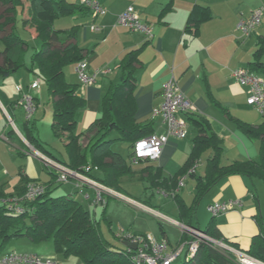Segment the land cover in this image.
<instances>
[{
  "label": "crops",
  "instance_id": "crops-1",
  "mask_svg": "<svg viewBox=\"0 0 264 264\" xmlns=\"http://www.w3.org/2000/svg\"><path fill=\"white\" fill-rule=\"evenodd\" d=\"M66 1L80 4V0ZM100 1L106 8L103 14L95 15L93 11L85 6L75 13L60 15L54 20V28L61 31L60 36L63 40L66 38L67 33L72 31L75 34V38L71 40L78 43L84 50V60L87 62V69L89 72L109 69L106 73H99L97 75V81L94 84L86 85L80 81L76 71V64L79 61L65 67L67 79H72L69 81L78 85L79 95L85 98V106L79 113L78 130L81 132L86 131L90 124L102 115L105 95L114 85L121 83L123 79L124 70L121 67L122 58L127 52L142 47L139 54L142 64L137 66L136 85L134 90L137 106L135 114L136 120L140 123L152 122L155 128L154 133L164 134L162 132H164V127H167V125L162 115L156 114L155 110L160 108L164 102L163 84L171 77H175L181 90L195 106V114L192 115H204L207 117L212 128L223 139L224 145V137L229 135V131L232 128L231 122L235 124L227 114L230 113V107L235 105L239 108L241 103H248V87L240 84L233 77L232 71L237 67H247V63L254 58L258 38L264 35V0ZM196 5L208 7L211 17L204 20L199 26V31L194 33L193 31H187L185 29L188 25L189 17ZM129 6H133L136 9L144 22L152 25V37H148L141 31L130 29L118 23L120 14ZM258 8H263L261 23L250 35H243L238 30L240 19L249 17L250 14ZM28 9L29 2L27 0H21L17 5L15 22L17 33L27 43L23 52L25 66L7 77H3L2 74H0L3 78H8L15 74L14 78L17 86L19 83L22 87V91H18L17 86L15 87L19 93V99L15 100L13 93L3 88V81H0V186L8 195L9 200L19 198L21 188L24 186L22 174L30 181L40 182L46 186L54 182L52 188H54L55 184L62 183L57 181L59 170L51 164L46 163L39 153L56 161L68 160L64 142L56 137V139L61 142L62 153H64L61 157H57L53 154L52 150L54 144H49L41 138L37 119H35L36 113L39 112V109L43 108L40 95L44 90L40 84L41 79L38 74V68L34 66L32 59L34 52L42 47V41L37 37L38 34L35 27L25 26L22 22L23 18L28 14ZM11 28V24L0 27V52L5 48L2 43L4 42L3 37L11 32ZM55 45L59 46L60 42H55ZM3 61L4 57L0 54V65ZM262 61L264 62V54L262 56ZM256 73L264 76L263 69L257 70ZM37 79H40L39 87L34 89L32 88V83ZM25 84L27 87H25ZM23 93L33 95L36 100L37 107L30 120L27 119V115L23 119L22 117L18 118L15 114L18 107L24 109L20 104ZM48 96L52 104L49 92ZM216 101L220 104L218 105ZM224 109L228 111L224 112ZM45 112H47L46 109ZM183 117L187 119L185 114H183ZM189 125L195 130L190 143L186 141L182 143V141H178L173 136H170L168 142L162 149L160 157L152 162H149L150 160L139 162L141 163V167L136 170H134L130 160L126 159L120 152L127 163L129 165L131 164L132 170L135 172L133 177L140 176L141 178L139 172L148 164L160 167L165 176L170 177L176 174L187 162L192 150L193 139L197 134V128L191 123H188V126ZM226 125L229 128H227ZM236 128L238 130L235 128L233 129V136L239 142L240 146V153L236 155L238 156L237 158H240V160L258 158V151L254 141L260 146V140L251 139L241 129L238 127ZM29 134L37 137L42 143L43 148L39 147L38 149L32 145L26 138ZM115 137H119V133H116ZM86 141L85 139L84 142ZM130 148L133 150L131 145ZM115 151L119 152L118 150ZM207 152L208 157L204 162L206 170L207 160L213 153L212 149L203 151L201 157L195 164V171H197V167L201 163L200 161L203 154ZM225 154L224 146V153L221 159L222 164L226 165L234 161L224 162L223 158ZM34 157L39 158L40 162L38 163ZM166 171H169L167 173L170 174H166ZM92 173L96 176L102 175V172L97 169H94ZM196 173L198 175L205 174V172L203 174ZM123 177L130 176L124 175ZM182 177H185L184 184H186L188 178L191 176L185 174ZM71 179L75 181L76 187L80 194H82V197L87 201H93L95 207L101 203L108 205V196H117L131 203L140 205L179 227L181 226L174 221H178L190 227H195L201 231L205 230V227L212 218L211 216L205 226H202L200 217H198L199 214L201 215V212H197L196 210L193 221L184 223L178 220L179 204L176 199L175 201L178 205L177 215L171 216L162 209H153L155 207L147 203L148 200L144 202L129 197L121 191L109 186L107 187L112 191L102 190L101 198L98 199V191L94 185L79 181L75 178ZM184 184L182 185L179 181V187L177 190L171 192V194L163 191L158 192L166 197H173L174 194L178 192L181 198H183L182 192ZM263 184L264 180L261 178H249L245 175L233 174L225 177L214 185L202 198L205 200L204 205L207 211H209L208 206L214 201L229 199L241 200L242 206L214 218V226L219 235H221L229 245L232 246V244H236L238 246L232 247L247 252L251 246L252 239L264 229V211L262 212L261 210L257 192L258 186H263ZM12 187H14V192L11 193L10 189ZM84 187H91L93 192L85 190ZM183 200L186 205H191L188 204V202H186L187 200L184 198ZM93 209L95 213L96 208ZM122 228H124L127 233L132 234L126 227L123 226ZM181 228L184 230L185 241L182 240L183 242L181 241L178 244L179 246L177 245V247L182 246V249L180 255L173 261V264H175L177 259L183 256L182 254H184L185 257L189 254L187 242L193 238L187 229ZM160 230L163 237L158 239H166L170 248H177L168 240L163 223H160ZM118 234L119 232L117 236ZM211 237L214 238L213 236ZM214 239L223 241V239ZM119 240L122 243L120 247L130 248L123 243L125 241L124 239L119 238ZM223 242L226 243L225 241ZM44 243L45 242L38 243L35 249H27L25 251L34 252L44 257H53L59 261L60 258L58 257L62 255L55 253L53 244L45 245ZM214 245L217 246L216 243ZM14 252L17 251L15 250ZM7 253L1 252L0 258Z\"/></svg>",
  "mask_w": 264,
  "mask_h": 264
},
{
  "label": "trees",
  "instance_id": "trees-1",
  "mask_svg": "<svg viewBox=\"0 0 264 264\" xmlns=\"http://www.w3.org/2000/svg\"><path fill=\"white\" fill-rule=\"evenodd\" d=\"M20 1L0 0V27L9 24L12 26L11 32L3 37L5 48L0 52L4 57L0 65V74L3 77L25 66L23 52L27 43L19 36L15 25L17 5ZM27 1L28 14L22 22L25 26L35 27L37 37L42 41V47L34 52L33 64L38 68L40 79L47 85L52 100L53 133L64 142L68 155V160L59 161L70 169L85 173L102 184L120 191L121 178L124 175L133 177L135 172L122 154L114 150L115 141L126 140L133 148L137 140L154 133L155 130L152 122L140 123L135 118L137 106L134 90L137 66L142 64L139 58L142 47L124 55L121 60V67L124 70L121 83L114 85L105 95L102 115L95 119L86 131L81 132L78 130V118L85 106V98L79 95L78 85L67 79L65 67L84 59L85 53L78 43L71 40L75 38L72 31L67 33L64 40L61 38V31L54 28V20L60 15L75 13L85 5L66 0ZM210 17L208 7L196 5L185 30L197 33L200 24ZM55 42H60V45H55ZM263 54L264 35H261L253 60L247 63V67L242 68L255 72L259 69L264 70ZM216 103L220 104L217 101ZM226 111L228 110L224 109V112ZM192 114L195 113H185L186 120L197 128V134L184 166L170 177L165 176L160 167L152 164H148L139 172L141 179L148 182V188L169 194L177 190L180 177L183 175L187 174L196 179L195 195L191 205H186L178 192L173 196L179 204L178 220L184 223L193 221L200 200L225 177L239 174L264 180V121L258 124L247 123L227 113L249 138L260 140V154L256 159L234 160L224 165L221 161L224 153L223 139L212 128L207 117ZM114 131L119 133V137L112 136ZM26 138L36 148H43L37 137L29 134ZM206 149H212L213 153L207 160L205 174L198 175L195 164ZM87 166L90 168L87 169ZM94 169L102 172V175H94L92 173ZM22 176L24 186L19 193V199L26 193L28 183L33 182L23 174ZM51 183L47 184L45 192L35 199H20L21 204L27 208L23 212H15L8 208V195L0 186V253L9 239L29 237L35 243L52 240L56 254L76 257L83 264H135L132 259L133 250L117 246L107 240L100 227V220L93 212L84 207L74 194L54 196L52 194L54 182ZM215 217L212 215L204 231L214 238L223 239L214 226ZM118 237L129 241V238L122 235ZM223 241L228 243L225 239ZM232 246L238 247L236 244ZM247 252L264 263V229L252 239ZM180 264H239V262L231 251L202 242L195 255L190 257L187 254Z\"/></svg>",
  "mask_w": 264,
  "mask_h": 264
},
{
  "label": "built area",
  "instance_id": "built-area-1",
  "mask_svg": "<svg viewBox=\"0 0 264 264\" xmlns=\"http://www.w3.org/2000/svg\"><path fill=\"white\" fill-rule=\"evenodd\" d=\"M80 3L87 6L95 15L103 14L106 11L105 6L100 0H80ZM262 16L263 8L254 10L249 17H243L240 19L238 30L243 35H250L261 23ZM118 23L130 29L141 31L148 37L153 36L152 25L144 22L133 6L127 7L120 14ZM108 70L109 69H101L89 72L87 69V62L84 59L76 64V71L79 75V79L86 85L94 84L97 81V75L102 72L106 73ZM232 75L237 81L248 87V104L264 114V76L246 68L233 70ZM39 81L40 79L35 80L32 83V88L37 89V87H39ZM17 90L22 91V87L18 85ZM163 97L164 102L160 108L155 110V113L162 115L164 122L167 125V131L164 134L152 133L137 140L130 157V162L132 164H137L146 160H157L170 136L185 138L188 135V122L183 117V114L194 112L196 109L194 104L181 90L175 77H171L163 84ZM20 104L26 111L27 119L30 120L37 107L35 97L31 94L23 93L20 99ZM39 155L46 163L51 164L59 170L57 177L58 182H64L71 178L78 179L82 182H88L97 188L98 199L101 198L102 190L112 191L110 188L89 177L85 173L70 169L63 163L42 153H39ZM86 168L88 169L90 166H87ZM184 178L185 177L180 178V183L182 185L184 184ZM45 190V184L40 182H29L26 193L20 199H35L38 195L44 193ZM20 199L9 200L8 208L15 212H23L27 210V208L21 204ZM240 206H242L241 200L229 199L224 201H214L208 206V210L213 216H219ZM174 222L184 229H187L193 237L187 242L190 257L195 255L200 243H216L217 246L224 248V250L231 251L237 257L240 264H263L261 260L246 251L232 247L223 241L216 240L204 231L195 227L187 226L178 221ZM118 235H122L127 239L129 238L130 242L137 244L136 249L129 248L134 251L132 259L135 264H172L181 253L182 246L170 248L166 239H156L151 235H133L127 233L124 228L120 229ZM0 264H60V262L53 257H44L36 253L19 254L13 251L1 257Z\"/></svg>",
  "mask_w": 264,
  "mask_h": 264
},
{
  "label": "rangeland",
  "instance_id": "rangeland-1",
  "mask_svg": "<svg viewBox=\"0 0 264 264\" xmlns=\"http://www.w3.org/2000/svg\"><path fill=\"white\" fill-rule=\"evenodd\" d=\"M3 41V40H2ZM1 41V42H2ZM3 47L5 46L4 42ZM41 46V45H40ZM2 48V47H1ZM238 68V67H237ZM235 68V69H237ZM67 70V69H66ZM15 74L8 77V78H3L0 76V81H3V88L6 90L10 91L13 93V97L15 100L19 99L18 98V91L16 90V82L14 78ZM72 80V79H69ZM19 82V81H18ZM239 82V81H238ZM240 83V82H239ZM16 84V85H15ZM41 87L43 88V92H41L40 98H42L43 102V108L39 109V112L36 113L35 119H37V124H38V130L41 134V138L48 142L49 144H54L52 146L53 154H55L57 157H61L62 154V149H61V142H59L53 131H52V119H53V106L50 103L49 96H48V91H47V86L45 82L42 80L40 81ZM241 84V83H240ZM19 85V83H18ZM25 87L27 85L25 84ZM240 89V88H238ZM44 93V94H43ZM45 109L47 112H45ZM230 115H234L237 118H239L242 121H245L247 123H261L264 121V116L263 114L253 108L251 105L248 103L245 104L241 103L240 107H236L233 105V107H230ZM16 116L24 117L26 116V112L22 107H18L15 112ZM19 120V119H18ZM234 122V121H233ZM232 128L230 129V133L228 136L224 137V146H225V156L223 158L224 162H229L232 160H240V158H237V154L240 153V146L239 142L235 139L233 136V129H237L236 124H233L231 122ZM227 126V125H226ZM167 127H164V132L166 133ZM227 128H229L227 126ZM166 130V131H165ZM229 130V129H228ZM238 130V129H237ZM37 131V130H36ZM240 131V130H239ZM116 133H113V137L116 136ZM195 130L191 125L188 126V137L187 138H180L177 136H173L176 140L186 141L187 143H190L193 136H194ZM115 134V135H114ZM116 138V137H115ZM254 144L257 147L258 151V156L260 152V146L257 144L256 141H254ZM114 149L118 150L121 152L124 157L128 160L130 157V154L132 152V149L130 148L129 143L126 140L123 139H117L114 143ZM208 157V152L203 154L201 158V163L197 167V171L199 174H203L205 172V161L206 158ZM37 162H40V159L37 157H34ZM157 164V163H156ZM182 166V165H181ZM141 167V163L133 164L134 170L138 169ZM169 171H166V174ZM98 173V172H96ZM13 185V184H12ZM259 185V184H258ZM194 187H195V179L189 177L187 180V183L184 184L183 186V192L182 196L188 204L193 203V198H194ZM14 187L10 189V192H14ZM85 190L92 191L91 187H84ZM120 191L124 193L125 195L142 200L144 202L150 203L152 207H155L153 209L159 210L162 209L165 213L169 215H177V202L175 201V198L173 197H166L164 195H161L157 190H152L148 188V182L145 180H142L140 176H136L133 178L130 177H123L121 180V187ZM258 192V198L260 202V207L262 212L264 211V184L263 186H258L257 189ZM68 193H73L79 200H81L82 204L84 207L87 209L91 208V211L93 212V215L100 220V227L102 229V232L107 240H109L111 243L121 246L122 243L120 242L117 233L119 230L124 226L128 230L132 232V234H138V235H151L154 238H161L163 237V234L161 233L160 230V223H163L164 229L166 231L168 240H170V243L174 246L177 247V245L183 240L185 241L184 237V230L179 227L178 225L166 220L162 216L155 214L144 207H141L140 205H137L135 203H131L127 201L124 198H120L117 196H108L109 203L108 205H105L104 203L99 204L98 206H94L93 201H87L84 197H82V194H80L79 190L76 187V183L73 179H69L67 181H64L62 183H57L54 185L52 194L54 196L57 195H62V194H68ZM150 200V201H149ZM205 200L202 199L200 204L198 205L197 212H201V215L199 214L198 217H200L201 220V225L205 226L207 221L211 218V213L206 209V206L204 205ZM96 208V212L94 213V209ZM204 210V211H203ZM207 211V212H206ZM204 220V221H203ZM203 222V223H202ZM182 241V242H183ZM38 243H35L31 240L29 237H15L9 239L4 247L2 248L1 252L4 253H9L12 251H17L19 254H25V253H34L30 251H25L27 249H35L38 245ZM45 245H52L53 241L48 240L45 241ZM54 246V244H53ZM179 246V245H178ZM221 249H224L220 247ZM183 256L180 257L175 261V264H180L185 260L184 254ZM60 258L59 261L61 264H82L78 259L71 257V258H65L64 256L58 257Z\"/></svg>",
  "mask_w": 264,
  "mask_h": 264
},
{
  "label": "water",
  "instance_id": "water-1",
  "mask_svg": "<svg viewBox=\"0 0 264 264\" xmlns=\"http://www.w3.org/2000/svg\"><path fill=\"white\" fill-rule=\"evenodd\" d=\"M123 243L125 245H127L128 247L132 248V249H136L137 248V244L136 243H133V242H130V241H127V240H125Z\"/></svg>",
  "mask_w": 264,
  "mask_h": 264
}]
</instances>
